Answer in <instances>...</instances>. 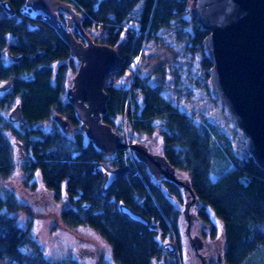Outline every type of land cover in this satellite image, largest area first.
Masks as SVG:
<instances>
[{"label": "trees", "instance_id": "trees-1", "mask_svg": "<svg viewBox=\"0 0 264 264\" xmlns=\"http://www.w3.org/2000/svg\"><path fill=\"white\" fill-rule=\"evenodd\" d=\"M2 1L0 81H11V85L0 93V176L13 173L18 148L24 156L20 168L27 178L39 171L48 187L58 193L64 188L70 202L61 212L66 225L94 228L111 245L118 264H152L155 256H174L176 251L182 257V188L167 179H154L146 164L129 149L108 157L86 137L66 99L69 75L77 70L78 61L54 28L20 13L24 0H10L15 14L4 12ZM67 2L81 12L82 24L96 42L114 46L121 55V71L105 80L109 99L103 120L129 143L143 141L151 150L165 154L177 174L190 179L200 199L198 213L207 226L201 234L213 239L220 229L223 231V262L242 264L264 250V168L248 152L241 157L233 148L232 138L218 124L209 123L208 128L166 99L162 92L167 86L152 85L149 76L139 74L130 90L117 83L147 42L157 41L161 29L179 25L177 38L186 42L192 56H202L206 77L200 84L208 85L211 61L204 53L203 40L209 31L189 14L191 0ZM64 16L60 11L59 17ZM131 19L139 20L140 26L131 27L124 35ZM73 31L82 39L79 31ZM207 91L211 95L209 86ZM17 102L21 103L23 119L12 122L3 111H10ZM55 113L69 118L75 132H63L54 120ZM218 159L224 161L225 169L220 177L212 178ZM99 161L112 167L129 164L133 170L103 191L101 173L95 169ZM230 165L234 168L229 171ZM120 203L144 214L155 227L131 220L121 212ZM17 209L30 210L15 195H0V258L7 264H81L74 256L49 259L31 227L20 224L13 214ZM167 235L176 242L175 252H166L162 246ZM169 264L182 263L172 257Z\"/></svg>", "mask_w": 264, "mask_h": 264}, {"label": "water", "instance_id": "water-1", "mask_svg": "<svg viewBox=\"0 0 264 264\" xmlns=\"http://www.w3.org/2000/svg\"><path fill=\"white\" fill-rule=\"evenodd\" d=\"M24 1L20 13L54 28L79 63L66 90V99L80 121L79 129L108 157L120 149L129 148L139 161L146 164L154 179H167L182 188L186 198L183 213L187 220L188 245L201 264H209V255L204 253V238L201 234H192V227L200 215L195 208L192 212L190 208H197L200 199L190 179L179 176L165 154L151 150L143 141L129 143L103 120L109 99L105 80L109 74L121 71L123 65L118 49L96 42L85 30L81 12L67 0ZM194 1L196 4L189 8V14L209 31L203 45L211 61L208 69L210 91L228 111L234 125L241 129L245 137L244 148L264 168V0ZM1 5L4 12L15 14L10 0H3ZM60 11L65 14L64 19L59 17ZM73 29L79 31L82 39L77 38ZM10 85L11 81L1 84L0 90H6ZM22 115L21 103L17 102L10 109L8 119L18 122L23 119ZM53 117L63 132L73 131L69 118L61 113H55ZM95 169L101 173L103 191H108L126 172L133 170L129 164L112 167L104 161L97 162ZM118 206L131 220L155 227L148 217L127 204ZM162 246L169 252L176 250L173 241ZM217 254L219 264H223L221 252Z\"/></svg>", "mask_w": 264, "mask_h": 264}, {"label": "rangeland", "instance_id": "rangeland-1", "mask_svg": "<svg viewBox=\"0 0 264 264\" xmlns=\"http://www.w3.org/2000/svg\"><path fill=\"white\" fill-rule=\"evenodd\" d=\"M195 4V1L191 0L189 8ZM140 8L141 6L138 5L137 10ZM135 13L137 14L138 12L136 11ZM138 26H140L139 20L131 19L125 26V30H129L130 27L138 28ZM178 28L179 25L161 29L159 31V39L157 41H149L142 47L141 53L134 59L130 67L126 68L117 83L121 84L120 86L126 85L130 90V84L133 82V73L137 69L139 77L149 76L147 79L150 84L167 86L162 92L166 99L171 100L173 104L178 106V109L193 115L197 121L204 126H208V128L210 126L209 123L218 124L232 138L233 148L242 157L247 152L246 148H244L245 137H243L241 129L237 128L231 121L229 113L223 105L218 100L216 102L209 97L212 95L211 91V95L207 91V86L210 89L209 77L207 86L200 84L205 81L206 77V73L201 66L202 56H192L194 53L189 49L186 50V42L179 41L177 38L176 31ZM204 53L207 54L206 47ZM74 74L75 72H72L69 75V85L72 83L71 78ZM197 78L200 79V82H197ZM0 84H2V81H0ZM2 91L0 90V93ZM3 112L8 117L9 109ZM233 126L238 130L232 129L231 127ZM75 129L73 130L74 132ZM125 139L127 140L126 137ZM18 151V148H15L16 158L14 159L17 162L13 173L6 178L0 176V195L9 198L15 195L21 203L28 205L29 211L17 209L13 214L16 215L20 224L31 227L34 236L43 246L45 255L51 260L74 256L78 258L81 264H118L113 259L111 245L94 228L86 224L76 227L66 225L62 219L61 212L62 208H66L70 202L64 188L58 193L55 188L48 187L42 180L39 171L27 178V174L20 168V163L24 156L19 154ZM130 153L134 156L132 151ZM223 163L224 161L219 159L216 161V169L211 173L212 178L220 177L221 172L225 169L222 167ZM232 168H234V165H230L229 171ZM178 174L183 178L187 177L183 173ZM63 185L65 184L63 183ZM200 205L197 208L191 206V212L195 208L196 213H198ZM180 209V228L184 242L182 257L176 251V245L175 251L177 255L172 256L164 253L163 256H155L152 264H169L172 257L178 259L179 263L182 264L187 262L201 264L200 259L193 254L190 245H188L189 242L185 232L187 220L183 213L184 203L180 205ZM217 221L222 228V221L220 219ZM203 222L201 218L196 221L192 227V234L202 233V229L207 227ZM222 232V229H220L218 236L213 239L201 234L206 244L204 253H209L211 264L216 263V253L219 250L223 252L226 247ZM167 241H173L176 244L175 240L167 235L166 238L162 239V245ZM165 251L168 252V250ZM27 252L29 253L30 250ZM251 257L242 264H264V250L253 256V259H250ZM0 264H7V262L0 258Z\"/></svg>", "mask_w": 264, "mask_h": 264}, {"label": "built area", "instance_id": "built-area-1", "mask_svg": "<svg viewBox=\"0 0 264 264\" xmlns=\"http://www.w3.org/2000/svg\"><path fill=\"white\" fill-rule=\"evenodd\" d=\"M131 29H132V28L130 27L129 30H125V31H124V35H128L129 32L131 31ZM137 75H138V70L136 69V70L134 71V73H133V82L130 84L131 88H132L133 85H134V82H135V80H136V78H137Z\"/></svg>", "mask_w": 264, "mask_h": 264}, {"label": "flooded vegetation", "instance_id": "flooded-vegetation-1", "mask_svg": "<svg viewBox=\"0 0 264 264\" xmlns=\"http://www.w3.org/2000/svg\"><path fill=\"white\" fill-rule=\"evenodd\" d=\"M200 218H201V216H200ZM219 252H221V253H223L221 250H219L217 253H219ZM216 253V254H217ZM208 255H209V253H207ZM217 257H218V254H217V256H216V263L215 264H219L218 262H217ZM209 264H211V262H210V256H209ZM223 264H226L225 262H223Z\"/></svg>", "mask_w": 264, "mask_h": 264}]
</instances>
